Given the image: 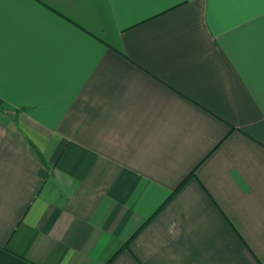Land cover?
Returning a JSON list of instances; mask_svg holds the SVG:
<instances>
[{
  "label": "crops",
  "instance_id": "1",
  "mask_svg": "<svg viewBox=\"0 0 264 264\" xmlns=\"http://www.w3.org/2000/svg\"><path fill=\"white\" fill-rule=\"evenodd\" d=\"M0 264H264V0H0Z\"/></svg>",
  "mask_w": 264,
  "mask_h": 264
}]
</instances>
